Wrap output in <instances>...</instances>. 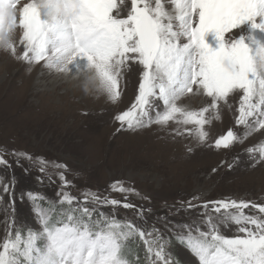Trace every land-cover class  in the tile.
Segmentation results:
<instances>
[{
	"label": "snow or ice",
	"instance_id": "1",
	"mask_svg": "<svg viewBox=\"0 0 264 264\" xmlns=\"http://www.w3.org/2000/svg\"><path fill=\"white\" fill-rule=\"evenodd\" d=\"M14 32L20 33V51ZM0 48L60 75L82 73L86 88L98 81L113 102L120 97L124 71L140 66L135 101L115 117L129 130L191 124L195 132L184 131L205 143L204 126L211 123L206 114L220 119V105H227L230 95H239L236 125L245 132L229 129L210 146L227 149L264 129V0H0ZM187 94H203L210 102L198 111L185 110L177 101ZM174 131L183 134L180 127ZM246 151L255 163H264V142ZM5 154L13 155L18 166L21 160H35L45 175L51 165L60 187L52 200L33 192L20 194L21 202L25 196L32 202L40 228L25 235L9 223L0 242V264H130L125 253L130 238L142 242L148 264H171L166 249L172 238L198 264H264V204L213 202V211L204 213L203 229L179 225L165 239L155 226L148 229L97 211L104 205L134 208L130 203L90 191L82 193L83 202L73 196L66 190L72 186L67 165L5 149L0 166L8 169L12 165ZM111 190L134 191L119 182ZM4 196L14 212L13 183L0 181V200ZM188 207L196 205L188 202ZM201 207L208 209L209 204ZM144 214L142 208L136 211L138 219ZM229 222L238 226V234L230 238L220 234V226Z\"/></svg>",
	"mask_w": 264,
	"mask_h": 264
},
{
	"label": "rangeland",
	"instance_id": "2",
	"mask_svg": "<svg viewBox=\"0 0 264 264\" xmlns=\"http://www.w3.org/2000/svg\"><path fill=\"white\" fill-rule=\"evenodd\" d=\"M12 39L20 51V33L14 32ZM140 72L138 65L124 71L119 78L120 97L113 102L98 81L86 88L87 78L82 73L60 75L42 63L28 65L0 48V152L15 150L67 165L65 175L72 186L66 190L81 202L82 193L90 191L130 203L134 208L104 205L97 206V211L121 221L135 220L148 229L155 226L163 236L170 237V232L184 224L203 229L204 213L213 211V202L243 200L264 204V163H255L246 151L264 142V129L227 149L210 146L229 129L238 135L245 132L236 125L239 95H230L228 104L220 105V119L206 114L211 123L204 126L208 133L205 143L184 131L195 132L191 124L178 126L170 122L163 127L152 124L129 130L115 117L135 101ZM209 102L210 98L203 94H187L177 104L185 110L198 111ZM177 127L182 135L175 134ZM4 158L12 166H0V181L14 184L16 202L13 212L8 196L0 200V242L9 223L27 231L40 228L32 202L27 196L21 202V193L33 192L52 200L57 199L60 187L51 165L49 175H45L35 160H21L18 166L13 155L5 154ZM114 182L134 191H112ZM188 202L196 207L189 208ZM205 203L208 209L201 207ZM88 206L93 207L91 203ZM140 208L145 210L143 219L136 216ZM243 211L254 214L251 209ZM237 227L233 222L223 224L220 234L233 237L238 234ZM166 251L171 264H198L186 246L176 247L177 258L169 247Z\"/></svg>",
	"mask_w": 264,
	"mask_h": 264
},
{
	"label": "trees",
	"instance_id": "3",
	"mask_svg": "<svg viewBox=\"0 0 264 264\" xmlns=\"http://www.w3.org/2000/svg\"><path fill=\"white\" fill-rule=\"evenodd\" d=\"M39 203H43L44 207H48V205L44 204V202L40 201ZM98 212H101V211H98ZM24 228L22 227L20 229L23 233L26 232V229ZM164 238L169 239L170 237L169 235L165 234ZM126 243H127V247L125 249V253H126V257L129 260L130 264H148V261L145 257L144 247L137 238H130L129 241H127ZM177 246L184 247L181 243L177 242L174 238H172L170 240L169 248L174 252L175 255L173 256H175V258H177V255L175 253Z\"/></svg>",
	"mask_w": 264,
	"mask_h": 264
}]
</instances>
